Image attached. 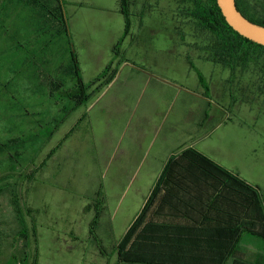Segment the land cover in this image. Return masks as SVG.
<instances>
[{
	"label": "rangeland",
	"instance_id": "obj_1",
	"mask_svg": "<svg viewBox=\"0 0 264 264\" xmlns=\"http://www.w3.org/2000/svg\"><path fill=\"white\" fill-rule=\"evenodd\" d=\"M83 1H88L93 8L90 7L76 16L69 12L71 28L76 40L80 39L79 30L87 35V31H90V35L97 39L103 34L104 24L106 25L104 18H107L106 14L114 2ZM243 1L248 2L256 11L264 12V0ZM92 9L100 10L95 15H102L103 18L90 17L92 14L86 12ZM127 10L130 15V36L125 39L127 34L119 41L123 46L125 43L126 46H131L126 58L142 67L143 72L151 77L169 80L174 90L179 91L180 99L187 89L200 88L201 75L205 83L201 86L207 92L204 98L211 104V107L206 104L205 109L209 108L210 112L216 114L220 108L227 112L229 127L226 135L219 141L220 149L217 148L216 151V155L221 158L222 167L239 174L249 183L250 177L258 178L260 183L252 185L260 188L264 196V55L250 61L246 69L238 68L236 71H230L216 63L214 60L219 57L214 53L215 38L203 29L201 21L196 17L195 7L188 0H127ZM83 14L87 16L82 17ZM91 21L96 22L89 27ZM43 24L29 9L15 5L0 18V145L7 144L12 137H21L26 142L19 160L20 171H13L17 169V164L14 165L9 160V153H13L12 151L0 152V175L13 176V171V174H23L25 179L48 156L51 158L49 168L54 172L56 168L52 166V161L57 156L56 148L62 145L60 140L78 115L74 113L66 121L74 105L63 97L50 100L47 88L49 79L59 78L65 81L67 90L74 87L70 78H65L62 73L68 59L65 57V44L58 36L52 37ZM100 25L102 31L99 30ZM108 27L106 25L107 29ZM169 47H179L187 51L192 60L191 67L184 61L180 49V63L175 64L173 69L170 68L168 60L173 56L175 62L177 55L175 52H168ZM81 72L85 79L91 75L84 62ZM47 125L53 132V138L46 132L48 128H43ZM215 137L214 134L211 139ZM87 152L88 148L81 149L80 145L76 148L75 143H70L62 154H58L59 159L66 153L70 157L67 164L59 168L65 167L59 175L60 180H65L69 175L74 180L83 176L82 165L90 157ZM59 164H63V159ZM68 171L70 174H67ZM107 183L110 193H122L124 182ZM25 192L26 189L22 188L20 197L28 207ZM119 197L120 195H116L109 198L108 212L104 213L103 221L101 220L105 228L98 232L107 252L106 256H102L100 252V256H97L89 240L77 243L68 235L66 238L63 235L66 226L56 228L57 234H53L47 228L52 217V213L48 211L47 214H41V225L44 227L45 223V227L39 233L37 242L38 264H117L118 257L114 247L116 240H112L110 217L117 207ZM262 209L264 211L263 203ZM59 211L61 209L58 207L56 213ZM56 213L51 219L59 216ZM122 224L119 219L118 227ZM28 226L31 229V225ZM240 252L248 261L259 259L264 255V241L244 235ZM32 261L29 258L27 264H32ZM0 264L6 262L0 260ZM228 264H233V261Z\"/></svg>",
	"mask_w": 264,
	"mask_h": 264
},
{
	"label": "crops",
	"instance_id": "obj_2",
	"mask_svg": "<svg viewBox=\"0 0 264 264\" xmlns=\"http://www.w3.org/2000/svg\"><path fill=\"white\" fill-rule=\"evenodd\" d=\"M113 2L114 5L106 14L107 18H104L106 25L109 26L108 29L104 24L105 28L102 31L100 25L99 30L103 34L97 39L94 35H90V31H87L89 33L87 35L79 30L80 39L76 40L71 28L69 12L76 16L92 6L88 1L65 0L69 27L80 69L84 62L91 72L89 78L86 77L87 79L81 72L84 83L95 82L110 65L118 71L109 85L99 91H97V86L91 89V98L86 105L73 106L66 121L72 114L78 113V115L60 140L62 145L56 148L57 156L52 161V166L56 168L54 172L49 168L51 158L46 159L45 157L40 165L31 170L23 179V174L19 172V174H13V171H20L18 167L20 157L15 151L19 148L23 149L26 142L21 137H12L7 144L0 145V152H13L9 153V160L14 165L17 164V169H13L11 173L13 176L0 175V187L6 184H11L12 187L17 186L19 195L22 188L26 189L25 198L30 210V216L26 217V221L28 225L35 228L37 237L45 227V223L44 227L41 225V214H47L50 211L51 218H53L59 207L61 211L56 213L59 216L55 219L50 218L47 228L56 235V228L66 226V230L63 231L64 236L68 235L77 243L81 240L92 242L89 232L95 212L87 210V206L102 190L101 196L105 198V212H108L109 198L120 195L117 207L110 217L112 240H120L143 207L155 180L173 155L191 148L222 167L221 158L216 155V151L217 148L220 149L219 141L226 135L229 127L226 109L220 108L218 114L210 112L209 108L205 109L206 104L209 107L211 104L204 98L207 92L201 83L198 90L187 89L183 98L180 99L179 91L174 90L169 80L151 77L143 72L142 67L126 58L131 46H126V43L125 46L119 44L121 38L125 37L126 21L122 13L121 1L113 0ZM100 10L92 9L86 13L92 14L90 17L93 19L96 16L102 19V15H95L100 13ZM83 16L87 15L83 14ZM95 22L91 21L89 27L94 26ZM129 36L130 34L125 39H129ZM64 44L65 57L68 58L67 45L65 42ZM167 49L171 54L175 52L177 55L175 62L173 56L168 60L169 67L173 69L175 64L180 63L179 50L181 48L169 47ZM180 52L184 61L191 67L192 60L188 52L182 49ZM50 80H56V78ZM49 97L50 100H55L61 96L57 95L53 98L49 93ZM43 128L47 129L48 125ZM46 132L50 134V137L53 136L49 128ZM214 134L216 137L212 140L211 137ZM70 143H75L76 148L78 145L81 149L88 148L87 154L90 157L85 165H82L84 177L74 180L69 175L65 180H60L59 175L65 167L59 168L67 164L70 157L66 153L59 159L58 154H62ZM61 159H63V164H59ZM33 173V178L28 180ZM67 174L70 172L68 171ZM237 175L250 186L256 187L252 184L260 183L258 178L250 177L249 183L239 174ZM110 181L124 182L121 194L114 195L109 192L107 182ZM11 190L7 189L0 195V260H4L6 264L13 260L15 255L19 257L25 254L24 241L13 240L14 237L16 239L18 237L19 226L11 206V199L14 195ZM119 219L123 223L121 227L117 225ZM101 220L102 218L99 230L105 228ZM4 238L6 240H3ZM99 238L102 240L100 236ZM92 245L94 253L100 256L96 246L93 243ZM34 249L35 244L32 240L31 251L33 252ZM241 255L246 260L242 252ZM248 262L264 264V255Z\"/></svg>",
	"mask_w": 264,
	"mask_h": 264
},
{
	"label": "trees",
	"instance_id": "obj_3",
	"mask_svg": "<svg viewBox=\"0 0 264 264\" xmlns=\"http://www.w3.org/2000/svg\"><path fill=\"white\" fill-rule=\"evenodd\" d=\"M126 20L125 35L130 29L127 0H120ZM193 4L196 17L204 30L215 38L214 61L236 71L246 69L250 61L264 55V46L258 45L234 31L226 22L217 0H188ZM29 9L43 21L52 37H59L67 45L68 62L63 68L65 78H70L74 89L67 90L60 79L50 80L48 90L72 102L74 107L86 105L91 89L97 91L109 85L117 75L112 65L93 83L85 84L73 43L65 0H0V18L12 7ZM237 9L249 21L264 27V12H258L248 2L236 0ZM200 83H204L200 75ZM15 151L22 157L23 150ZM50 157V156H48ZM34 173L28 178L31 180ZM13 191L11 206L18 222V237L24 241V255L13 257L8 264H38V237L26 217L30 210L21 200L18 187L6 184L0 187ZM99 191L87 210H94L90 225L92 243L102 256L107 252L98 236L100 219L106 206ZM263 191L253 187L228 172L199 152L184 149L173 155L155 180L139 213L120 240L115 241L117 264H254L243 259L240 243L244 235L264 241ZM260 211V213H259ZM17 235V234H15ZM3 240H6L4 238ZM32 240L35 249L31 251ZM22 257V258H21Z\"/></svg>",
	"mask_w": 264,
	"mask_h": 264
},
{
	"label": "water",
	"instance_id": "obj_4",
	"mask_svg": "<svg viewBox=\"0 0 264 264\" xmlns=\"http://www.w3.org/2000/svg\"><path fill=\"white\" fill-rule=\"evenodd\" d=\"M217 4L229 26L248 40L264 46V27L249 21L237 9L236 0H217Z\"/></svg>",
	"mask_w": 264,
	"mask_h": 264
}]
</instances>
